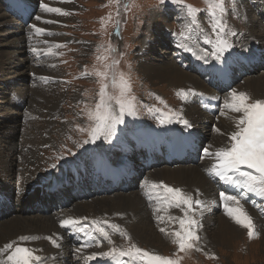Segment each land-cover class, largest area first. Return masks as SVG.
Wrapping results in <instances>:
<instances>
[{"label": "rangeland", "instance_id": "1", "mask_svg": "<svg viewBox=\"0 0 264 264\" xmlns=\"http://www.w3.org/2000/svg\"><path fill=\"white\" fill-rule=\"evenodd\" d=\"M62 1L63 0H47V1L43 0V3L48 4L50 7L56 8V6H58ZM254 1L257 2V0ZM127 2L128 0H121V4L119 7V15H116L117 5L110 4L109 0H69V4L71 6H69L65 10L67 12H69L70 10L71 17L67 18L66 20H61L58 23V26L54 27L55 28L54 38L51 39L50 37H52V35L48 36L49 34L40 35V37L43 38L42 39L43 41L49 42L44 44L39 43L38 46L36 47L41 50L42 54L44 49L53 46L57 42L62 44L63 47L53 49L55 52L60 54L58 55L43 54L44 56L40 60H37L36 58L37 54L33 55V59L35 60L34 62L36 66L40 69L42 73H44V76L49 75V77H47L46 79L41 80V81H47L45 82L46 84L44 83L45 85L42 84L37 85L39 80L36 79V77H34V80H31L30 78L29 85H27V82H25L24 86L22 87L23 90H27L28 93H34L32 90L33 87H37L41 91L40 92L41 95L38 94V99L34 98L35 96L32 95L34 97L32 96L28 97L27 98L28 100L25 102L26 103L25 108L30 107L29 114L32 115V117L26 119L29 122L28 128L30 130L32 137L30 139V143L39 140L38 143L41 144L39 145V149L35 151L34 153L35 156L33 157L32 162L29 161L24 162V160L23 161L21 160L22 161L21 162L18 158L17 159L14 158L15 160H13L12 163L10 164V167L14 172L13 177L9 181L10 186L12 188L17 190L18 189L21 190L22 188L23 179L22 177H20L21 174H19V172L22 173L23 164L25 166L31 165V167L32 165H37L36 169L38 172H35V174L38 175L37 178H42V176L48 177L49 174H54L57 169L67 170L68 168H70L75 164H77L76 166L83 165V163L89 161L90 155L94 156V150L96 154L99 149L102 151L104 149L105 152H112V151L115 152L119 150V146L117 145L122 136L123 130H125L126 128H137L138 126H140L138 119L139 117L142 118L143 116L150 115L153 123L152 127L153 126H156V128L162 127L163 125L157 123L155 119V114L149 113L148 109L150 107L154 106L156 108H161L164 111H167V108H164V104H167L169 108L175 110L176 112H179L185 119L188 120V116H187L188 111L185 110L184 108L185 101H180L175 98V96H177L176 95L177 90L181 88L180 85H176L174 82H168L169 80L161 83L160 81L154 80L155 78L149 79V77H146L145 74L143 75L147 79L145 80V82L143 81L144 80L143 78L141 79L139 77L140 75H138L137 72V66H138L137 59L139 56L137 55H139L141 48L139 44H134V41L135 39H137V37L138 40H141L143 34H140L139 36L138 34L139 31L143 30V26H146L147 22L149 21L148 20L149 16L150 18H152L151 14H153V12H156V10H158L162 6L165 10L168 11L169 26L170 23H172V25L170 26V29L164 28L163 30H161L159 26L157 28L154 26V32L156 31L158 39L153 43V45L154 46L156 45V47L161 49L158 52V54L164 55L165 57L173 58L176 62L178 55L174 56L175 53H180L182 56H185V52L176 47L174 39L169 38V36L167 35V32L179 33L180 25L183 22V17L175 18L174 16L176 11L179 10V12H181L180 9L176 5L171 4L170 0H166V3L164 5L158 4V0H133V6L130 7L127 11H125L123 4ZM185 2L199 9L206 8L204 0H185ZM236 2L237 0H234V2L225 0V7H226L225 20L228 26H229L228 24L229 20L231 21V26L229 27L231 29L234 28V32L236 33V35L233 36V40L230 39L233 44V47L229 49L227 52H225L223 56L235 52H242L244 47L241 46L242 41L244 42L249 41L248 33H251L259 40L262 39L257 37V34L259 33V25L255 23L253 20H250L249 16H246L245 19H243L244 24L242 28L245 30V32L243 33L239 32L238 25L241 26V17H239V15L237 14V12L240 11V7H235ZM255 6L258 8L259 6H262L264 8V2H257ZM39 7L40 5L36 6L35 8L36 12L35 11L33 12V16L32 18H30L31 21L29 22L27 27L24 26L23 28H21L22 29L21 32L24 36V44L25 43L29 44L34 38L39 37L35 35L34 31H32V29L29 27L30 25L36 23L37 21L35 19L36 16L45 17V18L67 16V15H59L56 13L45 12ZM109 13H112V22H109L106 24L105 27H102L100 23V18L106 17ZM198 19L201 23V26L204 28L205 32L211 35L209 21L206 17L205 12L202 11L201 13H199ZM158 20L160 19L158 18ZM116 21L119 22V27H118L119 35H115ZM249 22L254 23L253 30L249 29L248 27ZM111 28H112V32H111ZM17 30H19V28H17ZM247 30H249L248 33ZM30 33H33L31 35V38L29 35ZM261 33H263V30ZM109 42L116 50L114 53L115 58L120 61L118 65L119 70L128 73L130 76L131 85H132V94L137 98V115L125 116V122L121 125H117V127L120 128V129L118 128L117 130H119L120 132L119 133L115 132L111 140H105L102 137V140L101 138L96 140L95 145L88 148L87 147L88 143L87 144L83 143V141L88 138L87 133L79 131L78 126L84 128H87L89 126V121L87 120L85 109L86 107H90L94 105L97 99V93H98L97 90L99 88V84L97 83V78L95 76L81 78V73L84 72L85 70L91 72L94 66L95 67L100 66L96 60V56L98 55L97 45L103 44L104 46H107ZM11 43L15 45V42H11ZM200 44L202 45L203 48H207L209 51L211 50L210 45L204 44L202 38L200 40ZM27 49L29 50L28 54H32L30 48L27 47ZM28 50H26V52H28ZM121 53H123L122 56L120 55ZM27 55H25V53L22 52L20 55H18V57L20 58L19 60L24 59V61H28V60L31 61V59L27 58ZM51 58H53L54 60L53 67H49V66L46 67L44 64L41 63L43 61L50 62ZM140 61H139V65H140ZM179 67L183 68V65H179ZM184 70L188 71L189 69L184 68ZM140 71L142 73L143 70L140 69ZM35 72L40 73L37 69L35 70ZM19 73H24V68H22L21 72ZM189 73L195 75L199 80L205 83L203 77H198L199 75H197L196 73L190 70ZM262 74H264V70H259L256 73L250 74L249 76H252L251 78H248L249 76L241 77L240 78L241 80L236 81L233 84L232 89L229 90V92L232 90H236L238 92L243 91L247 93L252 100L264 99V95L258 98L255 97L253 95V91H251L250 87H248V84L251 82L250 79L254 77L264 76ZM4 75L5 76H1L0 79H4L5 81L0 85L2 86V90L5 92V96L7 100L5 104V110L8 113L5 115L4 111H0V139H1L0 152H2L6 146L4 143L6 139L5 129H4L5 121L9 118H11L12 121H14V116L16 118L15 121H22V118L24 116L23 115L24 110L21 109L20 107H17L18 104L15 100L16 97H18V99L23 102L24 97H22V95H19L14 90L15 87L17 86L12 85L10 83L11 76H8L7 74ZM51 81H53L54 83L53 84L50 83ZM205 85L207 84L205 83ZM263 86H262L263 88L262 94H264ZM184 90H187L185 86H184ZM151 92H154V95H152ZM229 92H225L220 95H217L220 101L221 111L224 110L222 109L224 103L223 100H225ZM88 94H90L91 97L87 96ZM165 94H169L170 96H168V98L164 100L161 98L164 101V104L156 100V97H162ZM10 95L13 96L14 100H9ZM192 101L197 103V101L194 100L193 98ZM9 102H12V104H10ZM38 107H40V110L36 109ZM199 112H201L204 115L208 114L205 111H203L202 108H199ZM220 112L218 114L221 115ZM211 116H215V115H210L209 119L211 118ZM214 118L216 119L211 120V122L209 123L212 125V128L208 127L207 129H205L202 128L200 124H198V128H197L200 130L201 133L209 135V138L205 140V143H207L206 147H208L210 151L216 150V148L219 146L211 139V135H210V132L213 131V127L217 128L218 124L220 126L218 118L217 117ZM127 121L130 122L129 125H126ZM143 123H145L148 127L151 128V121L149 119H146L145 121L142 122V124ZM171 124L174 125L176 128L178 127L186 131L188 130V128H185L184 125L176 122L175 120ZM121 127H125V128H121ZM234 130L235 128L233 127L232 131ZM43 132H45L44 141H42L43 135L41 134ZM38 136L41 139L40 138L38 139ZM23 138H24V134L20 132L15 135L14 142H15V146L17 145L16 148H20V150H24V148H27L29 146L28 150L32 149L30 144H23L24 141ZM216 138L221 139L219 136H216ZM222 138L225 141L224 147H227L229 144L228 136ZM46 139H48L47 142H45ZM216 144L218 146H216ZM77 145L80 146L77 147ZM91 148H93L92 151H90ZM26 150L27 149H25L24 152ZM115 154H120V153L115 152ZM58 157L60 158L58 159ZM36 158H40L39 163H37ZM115 159L118 160L116 157ZM77 161L78 162L84 161V162L82 164H79ZM102 162H106L111 165L110 162H107L105 160ZM52 164H56V167L52 168L51 167ZM179 165H184L183 167L185 168L193 167L192 165H187L185 163H180ZM163 167L164 166H162L161 168ZM167 167L171 168V170L177 168V167L173 168L174 165L171 166L168 165ZM158 169L159 168H157L156 170ZM149 171L145 173V175L138 181L136 186L139 187L135 189L136 190L135 193H139L140 195H142L140 191V187L142 186V184L144 185L145 181H156V182L158 181L156 180L157 178L154 177L155 176L154 172L152 170L150 172ZM203 173L204 171L201 170L200 174ZM205 176L208 177L207 174H205ZM153 177L155 179H153ZM159 181H162V179H159ZM164 183L170 186H174L172 181L167 180L164 181ZM218 184H220L218 181L214 182V185L218 186ZM195 188L199 190L201 199L205 197L204 194L205 190L202 188V185L197 184L196 186V184L192 183L188 185L187 188H185V190L187 189L185 192H190L193 195H195L197 192ZM132 191L134 190H129L125 192L126 193L125 195H128L127 193ZM220 191H225V190L224 188H219L218 192L220 193ZM113 194L103 197L113 199L112 197H115L113 196ZM249 195L251 196L252 199H257L256 197H253L251 194ZM51 196L53 199L58 201L60 192H56ZM103 197H94L88 199V201L93 199L101 200V198ZM218 199H219V195H218ZM203 200L205 199L203 198ZM74 201L75 200H73V202H70L69 206L64 207L62 210L54 213L58 215L59 214L63 215V214H67L70 211L74 212L75 208L70 209L71 205L74 204ZM241 203H243L244 208L247 210L248 214L252 217L255 226V232L257 233V235L254 236L252 239H249L247 230L245 228L237 225L234 221H232L230 217L225 215L223 208L218 203H215L212 206L210 213L212 218H214V219L211 218L214 221V223L210 222L211 219L203 218L201 227L198 230V235L200 237V240L198 242V247L201 249L199 251L193 248L184 252H180L177 249V245L171 242V237L169 236L168 239L167 238L165 239L164 241L165 244L162 245H159L156 242H153L152 245L139 243L137 241V238L132 236V233L127 231L128 226L127 223H125L126 218L125 216L123 217L122 214H116V215H120L119 216L120 219H118V223H119L118 225L120 226V228H122L124 231L127 232L128 237L130 239H125L118 232L113 231V233H109L110 237L113 238L112 239L114 241L112 243L113 245H108L107 241L102 240L99 247L96 246L92 249L94 250V252H97L99 250L105 252L113 247L127 248L130 243H134L139 248L145 249L149 252L176 259L177 264H264V214H261V211L257 207H254L249 202H246V200L241 201ZM258 204L264 205V200H260ZM75 205L77 206V204ZM162 209L166 210L169 215H172L175 210V213L173 215L174 217L183 216V213L181 212L180 209L168 207L167 205L165 206V208ZM32 215L37 216L39 214L37 213L24 214V216H26L27 218L31 217ZM124 215H127V213H125ZM147 215L151 217L152 224H154L155 220H154L153 210L151 212H148ZM219 215L225 216V221L230 225H235L234 228L239 233V235L236 238L232 239L233 241L231 240L229 243L223 242L221 244L218 241L216 242L214 240L215 238L209 237L210 232H206L209 231V229L210 231H213L215 229L214 227L216 225V222L220 223V221L217 219ZM10 218L12 217L11 216L6 217L4 221ZM112 218L114 219L116 218V216L113 215ZM197 218L199 219V216ZM60 219L61 218H54V222L59 221ZM127 220L129 223L132 222V220L129 217H127ZM133 221H137V220H133ZM163 224H166V221H163ZM168 227L169 230L171 231L174 229H178L179 224L178 222H173V224H171ZM153 229L155 230L156 233H161L159 231V227L154 226ZM261 229H263V231ZM107 230H109V228H107ZM41 234L42 233H37V235H41ZM18 236H20V234H17L15 237ZM15 237L9 238V240H12ZM44 241L46 243L45 242L43 243L44 244L43 249L45 250L43 252V257L48 258L45 259L44 261L47 262L48 264H57L56 262V260L58 259L57 253L56 252L48 253V249L54 251H56V249L53 246H51L46 239H44ZM5 243L6 242L1 244H5ZM24 244H26L28 247L32 249L34 248L33 246H31V244L27 242H24L21 245L24 246ZM45 247L47 248V250L45 249ZM52 260L54 262H52ZM77 264H80V261H78Z\"/></svg>", "mask_w": 264, "mask_h": 264}, {"label": "snow or ice", "instance_id": "2", "mask_svg": "<svg viewBox=\"0 0 264 264\" xmlns=\"http://www.w3.org/2000/svg\"><path fill=\"white\" fill-rule=\"evenodd\" d=\"M171 4L176 5L181 10L183 22L180 25L179 33L172 32L175 45L178 49L190 53L196 60L208 63L209 59L220 61L221 57L233 47L230 40L236 33L227 25L225 20L226 7L225 0H204L205 9H199L185 0H170ZM110 4L117 5L116 15H119L121 0H109ZM166 0H158V4L164 5ZM133 6V0H128L123 4L125 11ZM40 8L45 12L56 13L60 15H69L67 11L61 8L50 7L41 0ZM205 12L209 21L211 35L207 34L198 19V14ZM37 21L41 20L36 16ZM54 23V21H45ZM112 22V13L106 17L100 18L102 27ZM115 35H119V22L116 21ZM34 30L37 36L47 33L46 29L38 27L36 24L29 26ZM33 33H30V38ZM111 35V34H110ZM210 45L211 50L202 48L200 40ZM44 43H49L44 41ZM63 47L60 43L43 50L44 55H58L54 48ZM30 51L39 55L41 50L31 47ZM115 48L109 42L107 46L97 45L96 60L99 67H93L91 72L85 70L81 73V78L95 76L99 84L97 99L94 105L86 107L85 114L89 121L87 128L79 127V131L87 133V139L83 143L95 142L103 137L105 140H111L116 132L117 125L125 122V116L137 115V98L132 94V85L128 73L119 70L120 61L115 58ZM121 56L123 53L120 54ZM111 89V90H110ZM176 95L182 101H189L193 96L202 95L196 93L193 89H179ZM160 103L164 101L156 97ZM164 111L161 108L150 107L149 113L155 114L158 124H170L174 120L184 125L185 128H191V123L185 119L179 112L164 104ZM223 109L233 113L240 114L235 119V130L228 133L229 144L227 147L217 148L214 152L208 147L202 149L201 158H212L213 163L205 169L208 176L225 186V191L219 193L218 204L223 208L225 215L231 218L237 225L245 228L249 239L257 235L252 217L248 214L241 201L248 200L254 207H257L261 214H264V205L258 204L253 197L264 200V99L252 100L250 96L243 92L232 90L225 98ZM221 115H225L221 111ZM213 131L220 132V129L213 127ZM80 145H77L79 147ZM71 154V153H69ZM60 157H58L59 159ZM52 168L56 164L51 165ZM150 204L155 201L157 205L164 204L168 207L180 209L183 216H168L167 220L178 222L179 228L168 230L159 225L165 220V217L158 214L159 208H153L154 218L157 221L159 231L166 236L171 237V242L177 245L180 252H184L198 247L200 237L198 230L201 227V221L198 216H202L209 208V203L200 198L199 190L193 195L185 192L180 187L170 186L163 181H145ZM235 193V194H230ZM61 228L72 229L76 232L84 233L89 240L76 248L80 253L83 249L91 246L95 242L99 247L102 240L112 244V240L107 228L118 232L125 239H130L126 231L119 225L110 224L107 220H91L88 217H67L59 220ZM91 229V230H89ZM20 241L34 240L38 237L20 236ZM54 247H60L57 239L52 236L45 237ZM0 264H43L47 257L36 255V250L27 246H22L15 241H9L0 247ZM85 264H91L92 261H98V264H177V260L168 256H162L139 248L136 244L130 243L127 248H110L105 252H93L83 257Z\"/></svg>", "mask_w": 264, "mask_h": 264}, {"label": "bare ground", "instance_id": "3", "mask_svg": "<svg viewBox=\"0 0 264 264\" xmlns=\"http://www.w3.org/2000/svg\"><path fill=\"white\" fill-rule=\"evenodd\" d=\"M37 5H40V0H33ZM47 1V0H46ZM59 3V2H58ZM69 6V0H63L56 8L60 7L64 11ZM235 7H240V11L237 12L239 17H241V26L238 25L239 32L243 33L245 30L242 28L243 26V19H245L246 16H249L250 20H253L255 23L259 25V33L257 34V39L254 35L251 33H248L249 30H247V33L249 35V41H242L243 50L242 52H235L226 56H223L222 58L226 57H241L244 59L246 55H253L252 58L258 60L256 57H258V53H262L264 50V22L263 18L255 14V10L258 8L256 6H252L248 3V0H237ZM40 8V7H39ZM171 9V8H170ZM174 10V9H173ZM41 11V9H40ZM181 11V10H180ZM36 12V11H35ZM69 15L66 17H41V20L36 21V25L38 27L46 29L47 32L51 33L52 37L54 38V27L58 26V23L61 20H66L67 18L71 17L70 10ZM151 14V13H150ZM60 15V14H59ZM152 18H148V22L146 26H143V30L139 31V34H143L141 37V40L135 39L134 44L140 45V53L137 59V72L139 77L144 79L143 81L147 80L143 75L145 74L146 77H149V79H153L162 82L168 81V82H174L176 85H180V89H184V86L186 89H193L196 93L201 92V94H211L214 93L211 92L210 88L205 85L204 82L199 80L195 75H192L188 71L184 70L183 68H180L178 63L173 59L169 57H165L164 55L158 54V52L161 50L156 45L154 46L153 43L158 39L156 31L154 32V26L163 30L164 28L170 29V26L168 24V11L165 10L162 6L156 10V12H153L151 14ZM175 18L182 17L181 12L176 11L175 12ZM158 18L160 20H158ZM163 18V20H162ZM18 20L13 18L10 14L4 13L3 9L0 6V77L5 76L4 74H7L8 76H11V84L15 85V91L24 97V101L26 102L28 97L32 96L36 99H38V94L41 95V91L37 87H33L32 90L34 93H28L27 90H23L24 83L27 82V85L30 84V78L31 80H34V77L39 80L37 85H45L47 81H41L43 79H46L49 77V75L44 76V73L40 71V69L36 66L35 60L33 59V55L35 53L32 52V54H28L29 50L28 48L31 47H37L39 43L44 44V41L42 40L40 36L37 38H34L29 44H24V36L22 34L23 28L19 23H17ZM31 21V20H30ZM45 21H54V23H46ZM162 24V25H160ZM229 26H231V21L228 22ZM139 25V24H138ZM27 27V26H26ZM249 29H254V23L249 22L248 23ZM16 28V29H15ZM19 28V30H17ZM21 29V30H20ZM138 30V29H137ZM263 30V33H261ZM34 31V30H32ZM234 31V28L232 29ZM146 33V34H145ZM48 35V36H50ZM231 40H233V36L230 37ZM167 40V39H166ZM36 41V42H35ZM15 42V45L13 43ZM6 44V45H5ZM237 44V43H236ZM12 45V46H11ZM202 47V45L200 44ZM203 48V47H202ZM28 50V52H26ZM25 53L27 55V58L31 59L28 61H24V59L19 60L20 58L18 55L21 53ZM185 52V56L189 58L191 56L190 53ZM245 55V56H244ZM24 56V54H23ZM255 56V57H254ZM141 60V61H140ZM89 61V60H87ZM140 61V65H139ZM53 58H51V61H43L41 62L46 67H53ZM195 62L204 63L203 61H199L195 59ZM214 62H218L215 59H209L208 63L211 64ZM187 63V62H186ZM91 64V63H90ZM6 65V66H5ZM5 66V68H4ZM22 66V67H21ZM24 68V73L21 72V69ZM33 69V70H32ZM38 70L40 73L35 72V70ZM141 70L142 73H141ZM264 75V74H262ZM261 76V75H260ZM201 77V76H198ZM252 76H249L248 78H251ZM251 82L248 84V87H250V90L253 91V95L255 97H262L264 94H262V86L264 85V76L262 77H254L250 79ZM5 80L0 79V84H2ZM245 82V81H244ZM45 83V84H44ZM50 83H54L51 81ZM245 84V83H243ZM244 87V86H242ZM246 87V86H245ZM264 87V86H263ZM31 88V87H30ZM240 89V88H239ZM0 111H4L5 115L8 113L5 110V104H6V96L5 92L2 90V86L0 85ZM30 90V89H29ZM91 91V90H89ZM98 91V90H97ZM229 92V91H228ZM238 92V91H237ZM264 93V92H263ZM152 95H154V92H151ZM87 96H90L88 94ZM150 96V95H149ZM170 96L169 94H165L164 96L160 97L163 100L168 98ZM177 100L182 101L178 96H175ZM194 100L197 101V95L196 97H192ZM192 98L184 102V108L188 111V121L191 123L192 127L188 128L187 131H194L198 136L201 138V143L204 147H206L205 140L209 138V135H206L204 133H201L198 128V124L202 126V128L207 129L208 127L212 128V125L209 124L211 120H214L217 117L220 123L217 125V128L220 129V132L211 131V139L217 143V148L224 147V139L222 137H227L228 133L232 132L233 127L235 128L234 121L236 118L239 117L238 113H233L227 109H224L225 115L217 114L215 116H211L210 114L204 115L201 112H199V108L201 106L198 105V103H195L192 101ZM222 98V97H221ZM90 99V98H89ZM224 99V98H223ZM9 100H14L13 96L10 95ZM224 101V100H223ZM12 104V102H9ZM30 103V102H29ZM40 104V103H39ZM31 105V104H30ZM38 105V103H37ZM29 106V105H28ZM40 110V107L36 108ZM223 109V108H222ZM30 107L24 108L23 118L22 121H15L16 118L14 116V121H12L11 118L7 119L5 121L4 129H5V148L2 152H0V193L3 195H6L8 197H19L22 201H24V196L26 193L24 191L28 190L33 184L42 181L43 179H52L53 182L55 180H60L63 178V176H68L70 170L67 172L66 169H57L54 174H49L48 177L42 176V178H37L38 175L35 174L37 171V165H28L25 166L23 164V171L20 177L23 179V185L21 190L20 189H14L10 186V179L13 177L14 172L12 171L10 164L12 163L14 158H18L20 161L24 160V162L29 161L32 162L33 157L35 156V151L39 149V145L41 143H38L39 140L30 143L31 133L28 128V121L26 120L29 117H32V115L29 114ZM35 111V110H33ZM221 111V110H220ZM219 111V112H220ZM32 112V111H31ZM187 113V112H186ZM221 113V112H220ZM237 115V116H236ZM5 117V116H3ZM32 119V118H31ZM20 125V127H19ZM38 127V126H37ZM49 128V127H48ZM118 129V128H116ZM120 129V128H119ZM176 130H179L181 132H185L186 130L175 128ZM153 129L148 127L145 123L141 124L137 128H126L122 132V136L119 140V150L115 151L120 154H115L114 151L112 152H105L104 149L98 150L97 154L94 150V156H91L92 163H94L97 159V164H99V161H107L110 162L111 165L116 164H128L133 161L132 155H125L121 151V147L124 145H130L132 140L136 138L140 133H151ZM24 134L23 138V144H30L32 149H27L25 152L24 150H20V148H16L14 138L17 133ZM43 135L42 141L45 140V132L41 133ZM23 136V135H22ZM34 136V135H33ZM114 136V135H113ZM216 136H219L221 139L216 138ZM222 136V137H221ZM40 137L38 136V139ZM41 139V138H40ZM1 140V139H0ZM48 139H46L45 142H47ZM211 140V141H212ZM3 142V141H2ZM228 144V143H227ZM1 147V146H0ZM203 147V148H204ZM213 148V147H212ZM216 148V149H217ZM2 150V149H1ZM34 151V152H33ZM215 151V150H214ZM212 151V152H214ZM115 157L118 159L116 160ZM42 158V157H41ZM90 158V157H89ZM21 161V162H22ZM37 163H39L40 158H36ZM78 162V161H77ZM82 162H78L79 164H82ZM213 163L212 158H205L200 160V162L197 165H192L193 167L185 168L184 165L175 164L172 169L164 166L163 168H157L151 169L154 172V177H156L159 182V179H162V181H172L174 186L182 188L184 191L185 188L188 187V185L194 183L198 185H202V188L205 190V201L209 203V208L207 211L203 213L202 216H199V219L202 224L203 218L211 219L212 216L210 215L212 206L218 202V195H219V187L214 185L213 179L210 177H206L205 169L210 167V165ZM77 164L71 166V167H77ZM171 166V165H170ZM165 168V169H164ZM71 169V168H70ZM84 170V168H82ZM78 170V171H82ZM150 170V171H151ZM203 170L204 173L200 174V171ZM149 171V172H150ZM153 177V179H155ZM152 179V177H151ZM144 182V181H143ZM171 183V182H170ZM139 185V184H138ZM143 185V184H142ZM197 188V187H196ZM195 188V189H196ZM197 190V189H196ZM3 191V192H2ZM141 194L135 193L136 190L127 193L128 195H125L126 193H116L113 194V199H109L106 197L101 198V200H90V201H74V204L71 205L70 209L75 208L74 212H68L67 214L58 215L55 213L47 214V215H32L31 217L27 218L22 213H17L16 215H10L12 218L7 220L0 221V247H2L4 242L9 241H15L16 243L23 244L24 242H27L31 244L36 250V255H39L43 257V252L45 251L43 249L44 247V239L45 237L52 236L54 239H57L60 247H54L51 242L47 240V242L50 243L51 246H53L56 251L48 249L49 252H56L58 255V259L56 260L57 264H77L78 261H80V264H85V261L83 259L84 256H87L94 252L92 247H88L82 250V252L77 253L75 250L80 245H72L71 239L68 236V233L60 227L59 221L54 222V218H67L69 216L81 218V217H88L89 221L91 220H107L110 224H116L118 225V219L120 215L116 214H122V216L126 218L127 226H128V232L132 233V236L137 238V241L139 243L152 245L153 242L158 243L159 245L165 244V239H168V236H166L163 233H156L153 229L154 226H157V221L154 218L155 222L152 224V219L149 215H147L148 212H151L154 207L159 208L158 214L165 217L166 224H163V222L159 225V227H165L169 230V227L171 224H173V221L167 220L169 215L168 212L162 208H165L166 205H163L162 203L157 205L155 201L150 204L148 195H147V188L146 186L140 187ZM194 191V190H193ZM138 192V191H137ZM203 192V191H202ZM221 192V191H220ZM231 194V193H230ZM202 198V199H203ZM95 200V201H94ZM89 203V204H88ZM77 204V206L75 205ZM92 204V205H90ZM147 206H145V205ZM69 209V210H70ZM214 209V208H213ZM67 210V211H69ZM106 210V211H105ZM249 211V210H248ZM105 212V213H103ZM207 212V213H206ZM127 213V215H124ZM170 213V212H169ZM116 216V218H112V216ZM216 215V214H215ZM127 217H129L132 222H128ZM214 219V218H212ZM210 220V222H213V220ZM217 219L220 221V223L216 222L215 229L213 231H206L210 232L209 237L215 238L214 240L219 243H229L232 239L236 238L239 233L234 228L235 225H230L225 221V216L219 215ZM137 220V221H133ZM154 225V226H153ZM209 227V226H208ZM212 227V226H211ZM206 228V227H205ZM237 228V227H236ZM205 230V229H204ZM263 231V229H261ZM109 233H113V230L109 228ZM218 234H217V233ZM37 233H42L41 235H37ZM17 234H20V236H34L38 237V239L34 240H27V241H20L18 237H15ZM13 238L12 240H9V238ZM207 238V237H206ZM113 238H111L112 240ZM233 241V240H232ZM112 242H114L112 240ZM46 243V242H45ZM151 243V244H149ZM108 245H113L109 244ZM23 246V245H22ZM24 246H27L24 244ZM28 247V246H27ZM47 250V248L45 247ZM103 252L101 250L97 251V253ZM2 258V257H0ZM52 262H54L52 260ZM92 262H95L92 261ZM43 264H48L47 262L43 261Z\"/></svg>", "mask_w": 264, "mask_h": 264}]
</instances>
